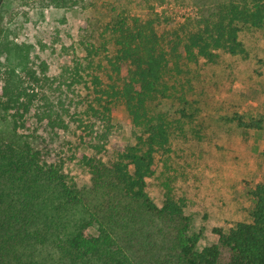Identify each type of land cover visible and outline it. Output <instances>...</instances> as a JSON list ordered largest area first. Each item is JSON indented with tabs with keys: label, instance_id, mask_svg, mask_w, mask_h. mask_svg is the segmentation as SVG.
Instances as JSON below:
<instances>
[{
	"label": "trees",
	"instance_id": "obj_1",
	"mask_svg": "<svg viewBox=\"0 0 264 264\" xmlns=\"http://www.w3.org/2000/svg\"><path fill=\"white\" fill-rule=\"evenodd\" d=\"M49 1L70 7L68 0ZM4 2L0 264H264V185L253 192L251 223L216 230L218 242L198 248L201 235L176 193L179 176L166 172L173 135L195 110L183 108L173 119L164 107L177 94L169 81L188 64L215 62L219 52L245 54L239 35L264 25V0H229L162 32L159 18L121 15L101 26L97 38L82 37V55L73 54L55 78L46 62L31 60L34 46L16 42L2 25ZM118 105L131 118L134 143L106 161ZM70 125L76 140L66 160L91 176L90 188L79 189L65 174L66 160L53 161L50 145ZM241 125L264 132V117ZM150 182L160 191V206Z\"/></svg>",
	"mask_w": 264,
	"mask_h": 264
},
{
	"label": "rangeland",
	"instance_id": "obj_2",
	"mask_svg": "<svg viewBox=\"0 0 264 264\" xmlns=\"http://www.w3.org/2000/svg\"><path fill=\"white\" fill-rule=\"evenodd\" d=\"M228 1L68 0L70 7L66 9L52 6L49 0H5L1 15L11 37L18 43L32 44L31 60L46 62L49 76L55 78L64 65L71 64L73 54L82 55V37L97 38L101 26L114 23L121 15L159 18L162 32L179 28ZM239 40L246 50L243 56L219 52L215 62L201 59L185 66L169 81L171 91L177 94H172L164 106L173 119L180 117L176 112L183 108L188 113L195 110L194 119L181 120V130L173 135L167 171L164 162L159 168L179 176L176 193L185 200L193 231L201 235L200 250L218 242L216 230L228 232L238 223H251L253 192L264 185V132L249 131L241 125L264 117V25L260 29L245 28ZM34 68L41 74L37 65ZM80 91L86 94L84 89ZM183 99L192 107H185ZM113 123L103 154L106 161L134 143L131 118L123 106L116 107ZM70 129L61 131L50 145L53 161L71 155L70 143L76 138L74 127L70 125ZM81 152L91 154L85 149ZM64 172L79 189L92 186L91 176L76 163L66 160ZM148 192L160 206L161 194L152 182ZM90 234L96 235V230L92 228Z\"/></svg>",
	"mask_w": 264,
	"mask_h": 264
}]
</instances>
